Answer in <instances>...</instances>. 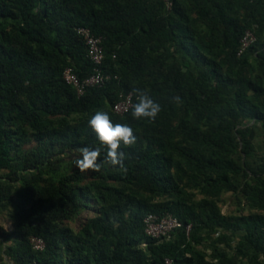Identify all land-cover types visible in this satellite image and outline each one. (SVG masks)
Returning <instances> with one entry per match:
<instances>
[{
	"label": "trees",
	"instance_id": "obj_1",
	"mask_svg": "<svg viewBox=\"0 0 264 264\" xmlns=\"http://www.w3.org/2000/svg\"><path fill=\"white\" fill-rule=\"evenodd\" d=\"M169 1L0 0V205L13 206V264H264V215L218 206L243 177L246 206L264 211V155L253 146L257 130L264 141V0ZM78 28L101 37L111 76L81 96L62 78L67 67L80 79L93 72ZM246 30L254 41L238 55ZM133 89L159 103L155 120L113 111ZM97 111L131 126L136 142L121 144L122 167L102 151L87 181L61 156L98 146L88 126ZM91 202L76 231L63 224ZM148 214L190 231L148 238ZM217 228L242 235L234 254L206 260L196 245Z\"/></svg>",
	"mask_w": 264,
	"mask_h": 264
},
{
	"label": "rangeland",
	"instance_id": "obj_2",
	"mask_svg": "<svg viewBox=\"0 0 264 264\" xmlns=\"http://www.w3.org/2000/svg\"><path fill=\"white\" fill-rule=\"evenodd\" d=\"M167 8H170V1L164 0ZM264 141L260 130L256 131L255 137L253 139V146L255 149L254 158H258L264 155ZM63 163L72 168H76L75 161L80 158V152L76 150L68 151L64 156H61ZM4 174H0V178H3ZM84 177L87 181H90V174L84 172ZM5 180V179H4ZM238 185L236 189L232 192H224L220 195L218 200V206L223 215L235 216V215H249V214H263L264 211L250 210L244 199V194L242 192L243 186L246 183H251L249 179L239 177ZM13 186V184H12ZM17 186H14L16 188ZM196 199L200 198V195H195ZM13 206L11 204L3 203L0 205V264H13V260L10 256L6 254V247L12 245L13 238L15 236L14 222L11 218ZM96 206L91 202L89 206L83 210L80 219L74 221H65L63 224L70 227L72 230L76 231L79 228L82 219L94 214ZM203 240L201 243L196 245V248L200 250L206 260H211L212 255L216 251L224 250L228 255H232L235 252L236 245L238 244L242 232L224 231L221 228H217L215 231H202ZM226 234V239L222 242L218 241V237L222 234ZM6 238H8L6 240ZM144 247V245L142 244ZM33 264V263H29Z\"/></svg>",
	"mask_w": 264,
	"mask_h": 264
},
{
	"label": "built area",
	"instance_id": "obj_3",
	"mask_svg": "<svg viewBox=\"0 0 264 264\" xmlns=\"http://www.w3.org/2000/svg\"><path fill=\"white\" fill-rule=\"evenodd\" d=\"M77 34L84 42L87 49V58L93 65V72L85 77L78 78L70 67L64 69L62 78L64 82L74 88L78 96L83 95L87 89L92 87H101L111 79V76L101 70L103 62V51L101 46V37L93 35L87 28H78ZM254 41L252 31L246 30L240 40L238 55L241 54ZM132 94L128 93L120 96L119 101L113 105V111L117 114H124L130 108ZM144 234L151 239H169L177 230L184 227L185 233L188 234L191 226L183 224L171 214L154 215L148 214L143 219ZM32 247L35 250H42L44 243L39 238H31ZM163 264H174L172 259L165 258Z\"/></svg>",
	"mask_w": 264,
	"mask_h": 264
},
{
	"label": "clouds",
	"instance_id": "obj_4",
	"mask_svg": "<svg viewBox=\"0 0 264 264\" xmlns=\"http://www.w3.org/2000/svg\"><path fill=\"white\" fill-rule=\"evenodd\" d=\"M136 102L130 101L131 116L135 120H155L161 106L144 91L133 89L132 93ZM178 99V98H177ZM88 126L95 133L98 146L94 149L83 147L79 149L80 158L75 161V166L80 172L89 169L99 170L97 160L102 151L105 152L104 160L110 165H122L123 153L120 151L121 144L130 147L136 142L133 129L126 123L113 124L109 114L105 111H97L88 120Z\"/></svg>",
	"mask_w": 264,
	"mask_h": 264
}]
</instances>
